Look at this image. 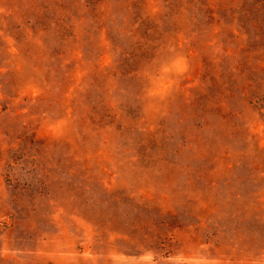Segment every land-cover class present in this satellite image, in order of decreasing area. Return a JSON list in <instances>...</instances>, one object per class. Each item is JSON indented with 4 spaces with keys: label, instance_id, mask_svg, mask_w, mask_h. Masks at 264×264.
<instances>
[{
    "label": "rangeland",
    "instance_id": "1",
    "mask_svg": "<svg viewBox=\"0 0 264 264\" xmlns=\"http://www.w3.org/2000/svg\"><path fill=\"white\" fill-rule=\"evenodd\" d=\"M0 264H264V0H0Z\"/></svg>",
    "mask_w": 264,
    "mask_h": 264
}]
</instances>
